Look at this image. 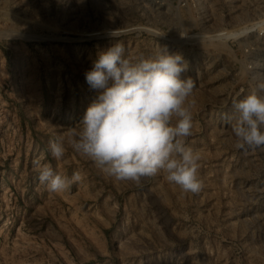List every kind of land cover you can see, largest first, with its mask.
I'll use <instances>...</instances> for the list:
<instances>
[{
    "label": "rangeland",
    "instance_id": "obj_1",
    "mask_svg": "<svg viewBox=\"0 0 264 264\" xmlns=\"http://www.w3.org/2000/svg\"><path fill=\"white\" fill-rule=\"evenodd\" d=\"M115 43L132 62L165 48L186 60L199 193L162 172L115 181L68 145L97 95L85 72ZM256 77L264 0H0V264H264V147L232 132ZM37 159L82 178L51 193Z\"/></svg>",
    "mask_w": 264,
    "mask_h": 264
},
{
    "label": "clouds",
    "instance_id": "obj_2",
    "mask_svg": "<svg viewBox=\"0 0 264 264\" xmlns=\"http://www.w3.org/2000/svg\"><path fill=\"white\" fill-rule=\"evenodd\" d=\"M187 69L183 55L166 48L136 62L126 58L121 43L101 51L85 72L96 98L79 128L71 130L68 145L115 181L139 184L142 178L162 172L184 193H199L202 155L185 146L194 126L191 107L186 105L195 84L183 77ZM250 88L233 102L237 148L264 147V78L256 77ZM49 150L60 161L67 148L57 138L49 142ZM33 166L51 193L67 191L82 178L79 172L63 176L39 159Z\"/></svg>",
    "mask_w": 264,
    "mask_h": 264
}]
</instances>
